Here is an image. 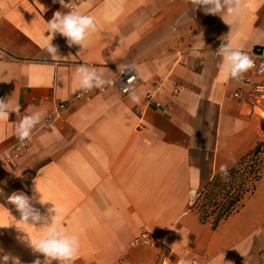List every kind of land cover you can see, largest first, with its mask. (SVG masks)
<instances>
[{
    "label": "crops",
    "instance_id": "1",
    "mask_svg": "<svg viewBox=\"0 0 264 264\" xmlns=\"http://www.w3.org/2000/svg\"><path fill=\"white\" fill-rule=\"evenodd\" d=\"M74 9L95 17L97 32L84 48L56 34L54 60L44 48L46 22L68 10L58 0H0V99L20 106L0 122V159L19 143L25 109L44 113L19 160L0 166V255L44 259L25 239L34 243L44 230L19 221L8 202L23 192L41 196L45 203L34 206L44 215L62 210L59 226L80 240L68 264H264V180L215 230L190 209L222 165L230 169L262 139L260 119L231 98L238 85L220 74L216 50L232 41L264 54V0H242L228 24L190 0L115 8L84 0ZM81 64L103 68L107 80L135 65L137 82L127 95L85 93L74 75ZM143 231L151 244L132 246Z\"/></svg>",
    "mask_w": 264,
    "mask_h": 264
},
{
    "label": "clouds",
    "instance_id": "2",
    "mask_svg": "<svg viewBox=\"0 0 264 264\" xmlns=\"http://www.w3.org/2000/svg\"><path fill=\"white\" fill-rule=\"evenodd\" d=\"M53 2L56 3L57 0H53ZM190 2L195 10L202 7L205 14L218 15L226 24L229 20L237 18L242 11V0H190ZM58 3L61 8H67L68 11L58 10L46 22V33L49 35H46L48 38L44 41L45 50L54 60L61 57L58 54V46L52 43L56 34L65 37L69 47L80 45L84 48L85 41L97 32L95 17L74 9L69 2L66 3V0H58ZM121 4L122 0H110V8L119 7ZM221 13L224 15H220ZM216 53L220 57L219 72L226 79L242 80L244 74L254 67V61L249 53L236 46L232 41L220 44ZM118 71L138 74L135 65L118 66ZM74 75L79 88L86 92L103 89L106 85L113 83V81L105 79L103 68L98 69L84 64L77 67ZM136 75L132 76L128 82L135 79ZM125 90L128 91V89ZM131 99L139 102L140 97L132 92ZM25 111L29 114L24 115L15 127V135L21 143L31 137L35 127L44 118L43 112L33 110L31 106ZM19 112L18 104L13 105L9 99L7 101L0 99V122L9 120L12 113ZM220 173L223 179H228L229 172L226 166L220 167ZM36 191L38 190L36 189ZM8 202L14 205L19 212V221L30 226L37 227L39 225L37 228L44 230V234L34 243L25 237L33 252L44 256L43 260L35 259L33 264H53V261L56 264H68L69 261L75 259L80 248V240L77 235L69 234L59 226L61 209L54 205L53 208L47 209L48 215H44L34 206L35 203H45L41 196L29 197L23 192L13 193L8 197ZM2 251L0 249V252ZM0 264H20V261L11 253H4L0 255ZM178 264H186V261L181 259Z\"/></svg>",
    "mask_w": 264,
    "mask_h": 264
},
{
    "label": "trees",
    "instance_id": "3",
    "mask_svg": "<svg viewBox=\"0 0 264 264\" xmlns=\"http://www.w3.org/2000/svg\"><path fill=\"white\" fill-rule=\"evenodd\" d=\"M228 172L227 180L217 173L190 206L199 221L209 224L212 230L239 212L264 180V143L259 142Z\"/></svg>",
    "mask_w": 264,
    "mask_h": 264
},
{
    "label": "built area",
    "instance_id": "4",
    "mask_svg": "<svg viewBox=\"0 0 264 264\" xmlns=\"http://www.w3.org/2000/svg\"><path fill=\"white\" fill-rule=\"evenodd\" d=\"M83 1L84 0H66V3L69 2L74 8L77 4ZM201 9L203 8L201 7ZM249 55L254 61V67L244 74V78L242 80H235L238 87L231 94V98L243 104L245 109L248 111V115L259 118L262 122V130H264V54L258 51H253L250 52ZM4 56L5 53L0 49V60ZM135 75L136 74L134 72L121 73L119 71L118 76L110 80L113 81V83L111 85H106L105 88L99 89V91L105 92L110 89L115 90L121 95H127L131 92L137 82V75L136 78L131 80L130 83L128 82L131 77ZM125 89H128V91ZM158 89L159 86H156L152 93L147 96L148 101L153 99V95ZM82 96L83 94H77L76 98ZM155 105L156 107L161 108L159 104L156 103ZM63 107V105L59 106L60 109ZM261 138L262 139L260 142L264 143V131H261ZM26 141L23 143L19 141V143L12 146L9 149L8 156H6L4 159H0V166L12 167L14 163L19 160L21 149ZM152 239L153 235L150 232L143 231L137 238L133 240L132 246H149Z\"/></svg>",
    "mask_w": 264,
    "mask_h": 264
}]
</instances>
